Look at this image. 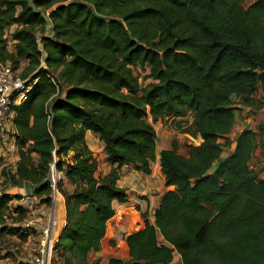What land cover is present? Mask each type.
Instances as JSON below:
<instances>
[{"label":"trees","instance_id":"1","mask_svg":"<svg viewBox=\"0 0 264 264\" xmlns=\"http://www.w3.org/2000/svg\"><path fill=\"white\" fill-rule=\"evenodd\" d=\"M244 1L0 0V61L32 85L13 106L19 159L3 182L29 181L51 205V165L63 172L66 224L53 264H89L102 250L113 201L129 198L117 180L151 173L155 124L186 113L194 123L160 152L169 189L152 221L141 212L125 236L128 260L106 264H171L175 254L182 264H264V179L251 165L264 126L244 128L221 159L237 104H264L255 97L264 86V0ZM138 65L150 68L146 85ZM88 131L104 143L107 176H96ZM19 198L0 194V240L32 234L22 225L28 208L12 206Z\"/></svg>","mask_w":264,"mask_h":264},{"label":"crops","instance_id":"2","mask_svg":"<svg viewBox=\"0 0 264 264\" xmlns=\"http://www.w3.org/2000/svg\"><path fill=\"white\" fill-rule=\"evenodd\" d=\"M259 92H261V95H256ZM255 97L257 101L261 100L264 102V86H260L258 88L257 92L255 93ZM237 107H239V109L236 111V121L231 132L228 134L231 144L224 147L221 159L234 152L236 139L244 128L249 127L256 129L260 124L264 126V104L260 108H255V106H243L241 104H237ZM239 111L243 113V122L241 127L236 130V123L240 118V116H238ZM165 132L167 133V130H165ZM14 133V123L0 124V139L4 145H7L5 148L1 149V154L5 156L8 162L12 163L13 168L11 169H13V171L16 169V163L19 159L18 147L15 143ZM157 134L159 135L158 131ZM86 139L92 150L96 152H103L105 156L106 152L104 150V143L100 140L98 134L88 131ZM222 141L224 142L225 140ZM163 143L165 146L161 148L158 147L157 158L152 163L151 173L131 170L127 175L121 176V178L117 180V185L128 193L129 198L126 202H119L118 200L113 201L116 214L109 221L107 233L102 242V250L94 254L101 255L102 252L105 251L111 255V258L128 260L129 250L125 236L139 227L138 224L142 221L141 212H146L149 219L152 221L153 213L160 203L162 194L169 189V187L166 186L165 180L161 174L160 152L163 149L171 148V141L168 142V140H165ZM71 154L72 153H70V155ZM34 157L38 161V155H34ZM251 165L258 171L260 178L264 179V141L263 145L255 151V154L251 160ZM125 168L130 169L131 166H126ZM110 169L111 164L108 163L106 159H104L103 164H99L96 176H107L110 172ZM65 182V187H67V183L69 181L66 178ZM69 184L71 185V189L69 190H73L74 186L71 183ZM15 186L19 187L21 190H24L23 195L33 194L34 185L29 181L19 180ZM20 193L22 192L20 191ZM56 197L57 198L54 200L51 211L54 208L55 215L57 217V201L58 203L61 202V207H63V210H61L60 213H63V215L59 217L55 225L57 233L60 236V233L66 224V204L62 194H59ZM15 204H21L27 207V203H25V201L19 200ZM173 262L182 264L181 256L179 254H175L172 263Z\"/></svg>","mask_w":264,"mask_h":264},{"label":"rangeland","instance_id":"3","mask_svg":"<svg viewBox=\"0 0 264 264\" xmlns=\"http://www.w3.org/2000/svg\"><path fill=\"white\" fill-rule=\"evenodd\" d=\"M254 0H245L243 2L244 7H248L250 4L253 3ZM18 26H13L11 30L8 31L9 36L11 31L16 29ZM14 46L13 44H9V47L12 48ZM23 67L26 66V64H22ZM18 75H21V69L16 71ZM150 68L148 67H142L140 65L136 66L134 68V74L139 76L140 83L142 85H146L149 82L152 81L151 78H149ZM256 95H261V92H259ZM242 111V110H241ZM239 111L238 116L240 118L238 119L236 123V130L241 127V124L243 122V113ZM194 123L193 117L191 113H186L183 116L178 117H165L164 120L158 124L155 125V129L159 132V135L157 134V150L158 147L161 148L165 146L163 142L165 140H168V142L172 141L175 138L182 137L180 134V131L182 128L188 127ZM252 124V123H251ZM167 130V133L165 130ZM165 132L164 134H162ZM184 140H180L181 143H187V139L183 138ZM5 146L0 139V194L2 192H8L13 193L14 195H21L22 198L15 199L12 203V206L16 205L15 203L20 201H25L27 203V216L24 218L22 225L27 228L29 231L32 232V234L29 236L27 240H23L18 236H11L7 235L4 238L0 240V264H29L31 262L36 254L37 249V242L39 238V231L43 225H45L50 218V212L51 208L53 206V203L51 205L43 203L39 197H36V195H23L24 190H21L19 187L15 186L12 183H5L3 182L5 180V176L3 174V170L8 168H13L12 163L8 162V160L5 158L2 152V148H5ZM99 164H103L105 156L103 152H96ZM62 176V174H61ZM67 183V189H71V185ZM66 184L65 179L62 182V186ZM20 191L22 193H20ZM17 192V193H14ZM29 201V202H28ZM58 204V201H57ZM57 214V213H56ZM16 215V214H14ZM16 217V216H13ZM135 224V223H134ZM57 231V229H56ZM58 235V234H57ZM58 258V259H57ZM58 264H65L66 262L62 257H57ZM111 255H109L108 252H102L101 255L91 253L89 256V264H106L110 260ZM120 259V258H119ZM127 260V259H125ZM172 264H180L173 262Z\"/></svg>","mask_w":264,"mask_h":264},{"label":"built area","instance_id":"4","mask_svg":"<svg viewBox=\"0 0 264 264\" xmlns=\"http://www.w3.org/2000/svg\"><path fill=\"white\" fill-rule=\"evenodd\" d=\"M16 71L10 63L0 61V124H13L15 116L13 106L19 103L32 87L29 79H23ZM63 177V172L59 171L56 164L53 163L50 173L53 202L57 198L56 196L61 194L57 188V183ZM56 222L55 209L53 208L50 212L49 221L39 231L36 254L29 264H53L56 256V244L59 240L55 228Z\"/></svg>","mask_w":264,"mask_h":264},{"label":"bare ground","instance_id":"5","mask_svg":"<svg viewBox=\"0 0 264 264\" xmlns=\"http://www.w3.org/2000/svg\"><path fill=\"white\" fill-rule=\"evenodd\" d=\"M61 201H62V200H61ZM61 210H63V207H61V202H59V203L57 204V209H56V213H57V217H56V219H57V221H58L59 217H61V216L63 215V213H60Z\"/></svg>","mask_w":264,"mask_h":264},{"label":"water","instance_id":"6","mask_svg":"<svg viewBox=\"0 0 264 264\" xmlns=\"http://www.w3.org/2000/svg\"><path fill=\"white\" fill-rule=\"evenodd\" d=\"M59 238H60V236H59Z\"/></svg>","mask_w":264,"mask_h":264}]
</instances>
